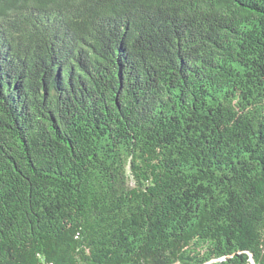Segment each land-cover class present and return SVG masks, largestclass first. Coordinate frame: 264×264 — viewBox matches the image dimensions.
Masks as SVG:
<instances>
[{
    "label": "trees",
    "instance_id": "obj_1",
    "mask_svg": "<svg viewBox=\"0 0 264 264\" xmlns=\"http://www.w3.org/2000/svg\"><path fill=\"white\" fill-rule=\"evenodd\" d=\"M0 264H264V0H0Z\"/></svg>",
    "mask_w": 264,
    "mask_h": 264
}]
</instances>
